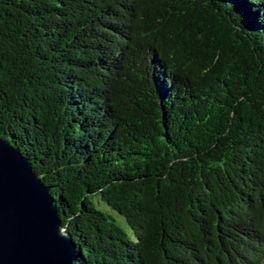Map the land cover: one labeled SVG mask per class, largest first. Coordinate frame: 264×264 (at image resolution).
I'll list each match as a JSON object with an SVG mask.
<instances>
[{"label":"trees","instance_id":"1","mask_svg":"<svg viewBox=\"0 0 264 264\" xmlns=\"http://www.w3.org/2000/svg\"><path fill=\"white\" fill-rule=\"evenodd\" d=\"M0 138L73 264H264V0H0Z\"/></svg>","mask_w":264,"mask_h":264},{"label":"water","instance_id":"2","mask_svg":"<svg viewBox=\"0 0 264 264\" xmlns=\"http://www.w3.org/2000/svg\"><path fill=\"white\" fill-rule=\"evenodd\" d=\"M74 252L49 187L0 138V264H73Z\"/></svg>","mask_w":264,"mask_h":264}]
</instances>
